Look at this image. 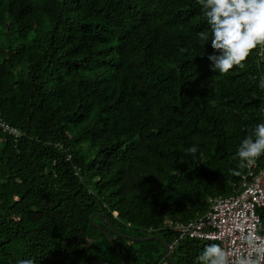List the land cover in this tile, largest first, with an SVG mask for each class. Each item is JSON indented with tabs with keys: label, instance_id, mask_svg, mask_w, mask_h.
Here are the masks:
<instances>
[{
	"label": "trees",
	"instance_id": "1",
	"mask_svg": "<svg viewBox=\"0 0 264 264\" xmlns=\"http://www.w3.org/2000/svg\"><path fill=\"white\" fill-rule=\"evenodd\" d=\"M200 32L198 0H0V121L18 130L0 128V264H120L93 213L124 264H169L161 241L109 226L170 243L146 230L235 191L264 122V49L221 75ZM211 243L169 255L199 264Z\"/></svg>",
	"mask_w": 264,
	"mask_h": 264
},
{
	"label": "clouds",
	"instance_id": "2",
	"mask_svg": "<svg viewBox=\"0 0 264 264\" xmlns=\"http://www.w3.org/2000/svg\"><path fill=\"white\" fill-rule=\"evenodd\" d=\"M210 25L208 32L198 33L200 40L211 42L214 54L208 56L213 71L226 75L234 67H244V62L258 47L264 49V0H198ZM264 89V76L260 79ZM6 131L18 134V130L0 124ZM254 137V138H253ZM196 153V146L188 149ZM264 154V122L255 126L252 135L239 145L236 155L242 165L252 167ZM239 175V172L235 173ZM256 223L245 228L242 247L227 250L220 244L206 245L198 256L199 264H264V236L259 235ZM264 227V226H262ZM150 236V235H149ZM16 264H35L33 258L17 259Z\"/></svg>",
	"mask_w": 264,
	"mask_h": 264
},
{
	"label": "built area",
	"instance_id": "3",
	"mask_svg": "<svg viewBox=\"0 0 264 264\" xmlns=\"http://www.w3.org/2000/svg\"><path fill=\"white\" fill-rule=\"evenodd\" d=\"M260 50L258 47V54ZM0 124L5 123L0 121ZM0 128L6 131L2 126ZM243 168L235 191L209 199L202 214L183 221L165 217L159 227L148 228L147 233L158 229L173 231L175 235L167 243L168 252L184 238L214 241L227 250L242 247L240 225L244 224L247 230L257 220L260 221L261 216L264 218V154L254 166L248 167L245 163ZM258 234L264 236V233Z\"/></svg>",
	"mask_w": 264,
	"mask_h": 264
},
{
	"label": "water",
	"instance_id": "4",
	"mask_svg": "<svg viewBox=\"0 0 264 264\" xmlns=\"http://www.w3.org/2000/svg\"><path fill=\"white\" fill-rule=\"evenodd\" d=\"M94 215H97V213H93V214H91V215L89 216V220L91 221V223H93V224L96 226V228H97L100 232L103 233V235H104V236L106 237V239L109 241V243L111 244V246H112V248H113L115 254L117 255V257H118V259H119V261H120V264H124V262H123L122 258L120 257L119 252H118V250H117V248H116L114 242L112 241L111 236H110L107 232H105V231L100 227V225H98L97 223H95V222H93V221L91 220L92 216H94ZM109 228H110V231H112L113 233H115V234H117V235H119V236H121V237H123V238L130 239V240H133V239H134V240H138V241H141V242H142V241H148V240H152V239H157V240L161 241V242L163 243V252H164L163 255H164L165 259L168 260L169 264H175V263L173 262V260L171 259L170 255H169V252H168V249H167V243H166L161 237H156V236H146V237H142V238H136V237H132V236H128V235H124V234H120V233L116 232L111 226H109ZM90 264H106V263L103 262V261H100V260H96V261L91 262Z\"/></svg>",
	"mask_w": 264,
	"mask_h": 264
},
{
	"label": "rangeland",
	"instance_id": "5",
	"mask_svg": "<svg viewBox=\"0 0 264 264\" xmlns=\"http://www.w3.org/2000/svg\"><path fill=\"white\" fill-rule=\"evenodd\" d=\"M127 243H128V241H127ZM129 243H132V242H129ZM104 255L110 258L112 264H117L116 258L114 257V255L111 252L104 251Z\"/></svg>",
	"mask_w": 264,
	"mask_h": 264
},
{
	"label": "flooded vegetation",
	"instance_id": "6",
	"mask_svg": "<svg viewBox=\"0 0 264 264\" xmlns=\"http://www.w3.org/2000/svg\"><path fill=\"white\" fill-rule=\"evenodd\" d=\"M96 261V260H95Z\"/></svg>",
	"mask_w": 264,
	"mask_h": 264
}]
</instances>
